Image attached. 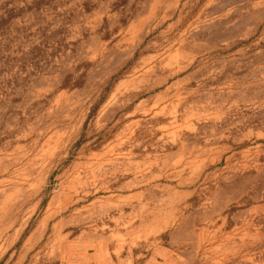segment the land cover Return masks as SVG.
Listing matches in <instances>:
<instances>
[{
  "label": "rangeland",
  "instance_id": "374dc122",
  "mask_svg": "<svg viewBox=\"0 0 264 264\" xmlns=\"http://www.w3.org/2000/svg\"><path fill=\"white\" fill-rule=\"evenodd\" d=\"M0 264H264V0H0Z\"/></svg>",
  "mask_w": 264,
  "mask_h": 264
}]
</instances>
